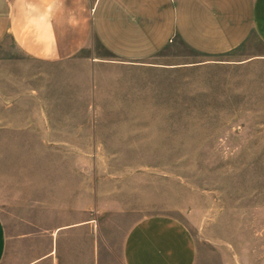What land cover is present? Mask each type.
<instances>
[{
  "label": "rangeland",
  "instance_id": "obj_1",
  "mask_svg": "<svg viewBox=\"0 0 264 264\" xmlns=\"http://www.w3.org/2000/svg\"><path fill=\"white\" fill-rule=\"evenodd\" d=\"M252 39L202 56L179 38L155 59L97 41L56 64L0 46V211L89 212L120 264L135 223L183 222L200 264H264V57Z\"/></svg>",
  "mask_w": 264,
  "mask_h": 264
},
{
  "label": "crops",
  "instance_id": "obj_2",
  "mask_svg": "<svg viewBox=\"0 0 264 264\" xmlns=\"http://www.w3.org/2000/svg\"><path fill=\"white\" fill-rule=\"evenodd\" d=\"M7 38L45 64L66 61L93 40L127 64L155 59L175 38L215 58L252 39L264 49V0H0V46ZM40 217L8 224L0 211V264H114L92 213L60 207ZM120 261L200 264L199 248L183 222L155 215L130 227Z\"/></svg>",
  "mask_w": 264,
  "mask_h": 264
}]
</instances>
